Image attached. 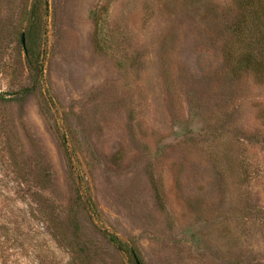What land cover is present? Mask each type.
Instances as JSON below:
<instances>
[{"label": "rangeland", "instance_id": "rangeland-1", "mask_svg": "<svg viewBox=\"0 0 264 264\" xmlns=\"http://www.w3.org/2000/svg\"><path fill=\"white\" fill-rule=\"evenodd\" d=\"M31 1L0 0V264H131L102 229L142 264H264V81L214 77L201 13L230 0H46L23 98Z\"/></svg>", "mask_w": 264, "mask_h": 264}, {"label": "trees", "instance_id": "trees-1", "mask_svg": "<svg viewBox=\"0 0 264 264\" xmlns=\"http://www.w3.org/2000/svg\"><path fill=\"white\" fill-rule=\"evenodd\" d=\"M205 7V11L203 9L201 13L209 16V43L217 58L214 77L235 80L248 75L255 80L264 81V0H230L224 6L210 4ZM46 9V0H32L28 9L22 13L26 20L24 28L20 30L21 32L23 30L24 33H20L17 41L24 55V66L28 72L30 83L20 93L23 98L33 95L37 90L40 91L43 82L41 46ZM92 18L94 28L92 44L95 50L101 53L104 52L101 20L97 18L96 11L92 12ZM22 36L24 46L21 41ZM61 142L63 156L68 163H71L67 147L63 140ZM22 188H24V184H18L14 193L21 194ZM37 189L43 192L47 190V187L37 185ZM35 194L31 192L29 197L33 199ZM75 196L74 207L81 208L98 218L97 209L87 193L75 189ZM41 202L47 206L45 201ZM45 213L43 210L39 216L47 223H53L50 216ZM66 219L70 220V224H74L77 229V224L73 221L72 208L68 209ZM99 234L108 245L126 255L131 264H142L136 248L126 245L116 235L109 234L105 229L99 231ZM67 244L73 248L74 253L80 259H86L87 249L85 247L74 248L71 243Z\"/></svg>", "mask_w": 264, "mask_h": 264}, {"label": "water", "instance_id": "water-1", "mask_svg": "<svg viewBox=\"0 0 264 264\" xmlns=\"http://www.w3.org/2000/svg\"><path fill=\"white\" fill-rule=\"evenodd\" d=\"M21 41H22V45L24 46V38H23V36L21 38Z\"/></svg>", "mask_w": 264, "mask_h": 264}]
</instances>
